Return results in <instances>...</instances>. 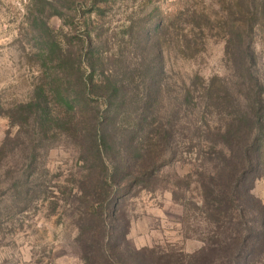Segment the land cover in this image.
<instances>
[{"label":"trees","instance_id":"trees-1","mask_svg":"<svg viewBox=\"0 0 264 264\" xmlns=\"http://www.w3.org/2000/svg\"><path fill=\"white\" fill-rule=\"evenodd\" d=\"M59 1L66 30L40 54L52 60L40 66L33 96L6 110L17 130L0 146V169L13 162L15 188L28 195L39 179L36 143L70 145L79 167L74 186L61 189V201L74 217L75 241L87 264H192L181 251L133 246L124 209L129 197L157 187L167 159L188 151L200 162L189 173L200 193L192 204L208 226L198 254L206 264L263 262L264 201L253 189L264 177V77L245 63L258 64L254 45L243 51L238 82L194 75L170 96L164 42L186 15L192 28L177 33V49L182 57L195 56L212 28L204 10L178 0L164 13L155 0L158 13L149 25L133 20L119 32L102 18L118 0ZM246 1L258 30L264 12L255 0ZM86 6L94 18L85 19ZM233 43L227 38V49ZM260 45L264 58V39Z\"/></svg>","mask_w":264,"mask_h":264},{"label":"rangeland","instance_id":"rangeland-1","mask_svg":"<svg viewBox=\"0 0 264 264\" xmlns=\"http://www.w3.org/2000/svg\"><path fill=\"white\" fill-rule=\"evenodd\" d=\"M161 1L164 13L178 5H173L178 0ZM246 3V0L188 1L189 7L204 10L212 17V28L205 37L201 36L202 49L190 58L180 56L177 49V33H189L190 20L185 15L179 25L171 28L172 34L164 42L170 96L176 94L182 80L194 75L207 79L220 75L238 82L242 78L240 68H244L246 52L243 51L251 44L258 64L249 63L250 59L245 63L264 77L260 45L264 23L258 30L253 28V17ZM158 4L155 0H118L106 6L102 18L119 32L123 24L133 20L149 25L158 13L155 8ZM255 4L262 14L264 0H255ZM89 7H83L85 19L96 15L88 13ZM63 27L66 30L59 0H0V146L10 132L17 130L11 126L6 110L33 96L34 86L41 77L40 66L45 62L51 64L52 60L40 54L54 46L52 36L61 35ZM179 37L181 40L182 35ZM229 37L234 43L227 49ZM196 88L199 90L200 85ZM196 96L200 104L206 103L197 91ZM192 109L193 103L189 105V115ZM36 147L39 179L34 180L28 195L15 188L13 162L5 161L0 169V264H87L75 241L74 217L61 201V189L72 188L77 177L75 149L61 142L50 147L43 141H38ZM180 154L183 155L178 159H167L153 191L140 190L126 200L124 209L130 220L128 238L137 248L173 249L189 255L192 264H206L207 257L198 253L203 249L202 239L208 226L200 212L194 210L192 202L200 200V193L192 182L195 175L189 177L200 162L193 160L188 151ZM173 182L181 187L175 188ZM253 193L264 201V177L255 179Z\"/></svg>","mask_w":264,"mask_h":264}]
</instances>
